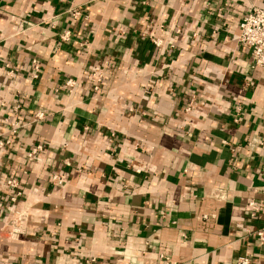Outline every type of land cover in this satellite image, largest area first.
I'll list each match as a JSON object with an SVG mask.
<instances>
[{
    "label": "crops",
    "instance_id": "0c3cea01",
    "mask_svg": "<svg viewBox=\"0 0 264 264\" xmlns=\"http://www.w3.org/2000/svg\"><path fill=\"white\" fill-rule=\"evenodd\" d=\"M252 7L0 0V264H264V70L237 39Z\"/></svg>",
    "mask_w": 264,
    "mask_h": 264
},
{
    "label": "built area",
    "instance_id": "2783aa9c",
    "mask_svg": "<svg viewBox=\"0 0 264 264\" xmlns=\"http://www.w3.org/2000/svg\"><path fill=\"white\" fill-rule=\"evenodd\" d=\"M72 14L73 16H76L78 12L73 11ZM60 38L62 41H68L70 39L69 32L65 31ZM237 39L240 44H242L249 50L252 65L254 67L264 70V8L252 7L250 12L242 18L239 25V34ZM39 68V62L37 60H33L31 66L33 78L38 77ZM89 78L92 85V91H98L101 88V85L103 84L105 79V72L103 68L98 65L92 66L90 68ZM65 85L73 86L74 80H66ZM44 116L45 113L43 110H37V112H35L34 114L35 120L42 119L44 118ZM18 126V122L12 124V132ZM3 144V141L0 140V147L3 146ZM43 150V145L38 144L31 150L29 155L32 156L35 153L41 152ZM51 180L52 182L58 184L62 183V179L58 174H52ZM7 184L14 190L17 188V181L14 178L8 179ZM19 195H21V192L17 189L15 190V192H12L10 199L12 201H16ZM248 206L249 216L252 219H255L257 215L261 212V206L258 204V202L254 200H251ZM2 207V198L0 196V211L2 210ZM208 217V215H203L204 219H207ZM22 231L23 230L20 226L14 227L7 232V237L16 238L20 233H22ZM254 235L256 236L258 244L261 246L264 245V227L256 229ZM251 261L252 260L250 256H242L237 260L236 264H251Z\"/></svg>",
    "mask_w": 264,
    "mask_h": 264
}]
</instances>
